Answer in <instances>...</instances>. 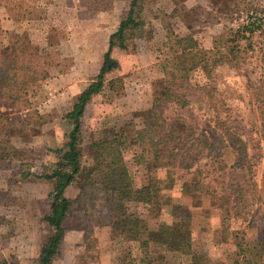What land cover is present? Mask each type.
Segmentation results:
<instances>
[{"label": "rangeland", "instance_id": "rangeland-1", "mask_svg": "<svg viewBox=\"0 0 264 264\" xmlns=\"http://www.w3.org/2000/svg\"><path fill=\"white\" fill-rule=\"evenodd\" d=\"M127 5L112 0L111 8L93 10L87 0H0V39L29 41L48 71L19 106L0 101V264H36L52 232L43 220L53 188L44 167L63 152L71 128L65 114L98 73ZM262 10L264 0H146L142 36L125 50L112 49L119 66L86 105L83 163L93 162L95 141L122 137L123 161L134 177L128 187L156 182L152 201L128 202V211L146 215L150 226L189 214L193 252L177 260L151 242L152 264H232L235 245L218 243L223 203L232 207L231 228L243 231L241 262L244 255L264 264V22L249 47L243 40L247 50L238 65L220 64L208 75L199 66L188 69L187 105L161 106L167 127L184 128L179 138L164 146L134 142L140 113L161 80L179 75L183 51L199 56L214 35L229 36ZM115 183L106 179L103 186ZM65 195L74 203L52 264H147L138 242L113 237L98 191L74 184Z\"/></svg>", "mask_w": 264, "mask_h": 264}, {"label": "trees", "instance_id": "trees-1", "mask_svg": "<svg viewBox=\"0 0 264 264\" xmlns=\"http://www.w3.org/2000/svg\"><path fill=\"white\" fill-rule=\"evenodd\" d=\"M128 5L120 15L118 26L109 35L108 47L103 54V60L98 73L85 85L78 94L65 118L70 120L71 128L68 140L60 157L52 164L45 166L43 175L45 179L53 180V188L50 194V211L43 220L52 228L51 234L41 246L36 264H52L59 255L61 243L64 237V220L72 210L74 200L65 195L67 187L77 184L81 191L94 189L101 194V200L105 203L107 224L113 237L120 241H135L139 243L141 250L146 252L141 257L147 264H152L148 251L149 244L156 242L164 248L174 252V257L180 260L182 255L193 252V229L188 213L180 212L171 223H161L150 227L146 215L135 211H128L126 204L135 202L148 204L152 201L153 191L157 189L156 182L149 178L148 183L128 187L133 181V175L123 161L121 147L124 144L122 137L102 138L92 144L93 162L90 165L83 163V139L81 133V118L92 96L100 93L105 85V76L119 66L118 61L112 57L114 47L125 50L128 41L141 37L146 26V18L143 15V5L146 0H127ZM93 10H106L111 8L112 0H87ZM262 15L254 12L249 23L236 28L229 36L226 33H218L212 38V47L207 51L187 57L181 54L180 73L177 77L161 80L154 91L150 108L143 110L142 125L135 131L134 142L140 145H167L180 137L184 129L167 127L166 119L162 114L161 106L164 103H174L179 107L187 105L190 80L188 69L199 66L203 73L208 75L213 68L220 64L231 66L238 65L240 58L247 50L242 45L243 40L249 47L250 39L259 30L264 22V10ZM262 16V17H260ZM202 56H201V55ZM42 55L37 47L29 41L15 39L6 43L0 39V101L19 106L26 101L30 85L45 79L48 71L37 60ZM176 150V146L172 148ZM163 163H157L162 166ZM115 181L114 186H103L104 181ZM196 186L197 183H194ZM218 243L232 241L237 249L236 258L232 264H257L244 258L242 239L243 231L231 228L230 221L233 218L232 207L223 203L219 206ZM92 232H89L91 234Z\"/></svg>", "mask_w": 264, "mask_h": 264}, {"label": "crops", "instance_id": "crops-1", "mask_svg": "<svg viewBox=\"0 0 264 264\" xmlns=\"http://www.w3.org/2000/svg\"><path fill=\"white\" fill-rule=\"evenodd\" d=\"M150 227H154V226H150Z\"/></svg>", "mask_w": 264, "mask_h": 264}]
</instances>
